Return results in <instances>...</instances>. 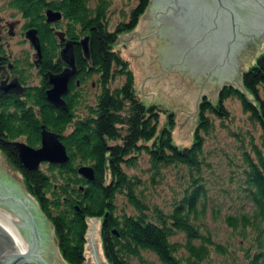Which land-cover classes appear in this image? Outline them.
<instances>
[{
    "label": "trees",
    "instance_id": "obj_1",
    "mask_svg": "<svg viewBox=\"0 0 264 264\" xmlns=\"http://www.w3.org/2000/svg\"><path fill=\"white\" fill-rule=\"evenodd\" d=\"M130 1L132 7L111 29L113 0H18L22 18L38 30L42 75H24L22 95L0 91V155L17 169L51 223L66 264L87 261L92 219H102L109 264H203L212 250L226 264H264V51L240 84L221 86L216 102L201 98L195 140L180 148L172 137L174 113L142 100L128 61L114 48L122 34L137 27L151 2ZM48 7L61 11L58 27L66 29L69 39L89 35V61L75 44L77 76L83 83L98 75L99 93L74 85L64 95V105L47 98L49 78L43 74L59 62V37L46 21ZM117 78L123 80L114 87ZM229 99L239 101L251 128L236 125ZM162 111L168 116L165 123ZM43 127L60 135L69 161L29 169L13 142L39 147ZM221 130L235 140L233 153L224 147L208 149L210 141L220 143ZM213 155H221L219 166L227 174L223 181L232 187L224 191L238 196L224 216L233 236H239L238 249L232 248L235 243L216 241L206 223L209 209L221 212L220 203L211 204L209 193L216 184L205 173L214 171ZM81 165L94 167L93 180L79 173ZM167 172L176 174L178 183L165 208L155 196Z\"/></svg>",
    "mask_w": 264,
    "mask_h": 264
},
{
    "label": "water",
    "instance_id": "obj_2",
    "mask_svg": "<svg viewBox=\"0 0 264 264\" xmlns=\"http://www.w3.org/2000/svg\"><path fill=\"white\" fill-rule=\"evenodd\" d=\"M148 9L160 26L166 17L175 19L174 23L166 21L175 42L168 37L156 40L153 68L184 76L187 88L213 85L211 94L217 96L220 85L241 83L240 53H245L243 48H255L257 36H264V0H151ZM61 19L60 11H46L47 22ZM153 27L144 30H154ZM57 34L62 38L64 36L62 31ZM156 34L159 32L152 33ZM26 38L40 60L42 46L37 28L28 29ZM80 43L85 57L90 58L89 35H85ZM170 58L178 59L182 64L189 61L195 69L204 65L202 68L205 72L203 75H191L169 69L164 60ZM68 79L67 73L51 75L52 86L46 91L50 101L65 104L63 95L68 92ZM17 87H21L17 82L5 86L7 90ZM13 143L22 164L29 169H38L43 163L64 164L69 161L66 145L60 135L45 127L39 147L22 140ZM78 171L89 180L95 177L92 165H81ZM0 202L23 221L18 226L7 213L0 210V264H61L45 256L46 218L36 200L19 183L0 176Z\"/></svg>",
    "mask_w": 264,
    "mask_h": 264
},
{
    "label": "rangeland",
    "instance_id": "obj_3",
    "mask_svg": "<svg viewBox=\"0 0 264 264\" xmlns=\"http://www.w3.org/2000/svg\"><path fill=\"white\" fill-rule=\"evenodd\" d=\"M132 5L133 4L130 0H113V11L110 14L111 29H113L123 18L121 13L128 12ZM19 18H22V16L19 15ZM153 20L154 17L151 10L147 8L146 12L141 16L137 27L131 32L122 34L115 43L114 48L117 49L122 57L128 61L129 67L135 76L137 92L142 100L147 105L156 104L174 113L175 123L172 128L173 142L180 148H184L190 146L195 140V132L199 120V102L201 98L207 96L212 101L216 102L219 98V92L218 96L211 94L213 85L199 89L187 88L184 76L153 68L156 40H162V35H152L153 30H144L152 27ZM155 27L156 26L154 25V28ZM25 40L26 39L22 36L13 37L11 39L13 51L19 53L21 51H29L31 54L32 49L30 47V42ZM243 49L245 53H240V80L242 79L243 73L257 61L258 56L264 51V36H257L255 48ZM121 83L122 78H117L113 82V86H119ZM231 83L239 84V82ZM221 86L222 85H220V88ZM89 91L91 94L94 93L92 88H90ZM227 105L235 115L236 125L243 127V129H246L247 127L251 128L246 120V114L242 112L238 100L229 99ZM167 117V113L162 111L160 115L161 123H165ZM219 136L221 138L220 143L210 141L207 145L208 149L224 147L228 153H233V151H235L233 148L235 140L228 136L224 130L220 131ZM1 155V175L5 179L19 183L24 188V191H26L17 169L6 159V157ZM221 158V155H213L212 161L214 171L209 169L205 172L207 175H210L211 181L216 184L212 186L209 193L210 199L212 200L211 204H221L220 213H216L209 209L206 223L216 241H229L231 244L235 243L232 248L238 249L236 243L240 240L239 236H233L232 230L224 222L225 213L230 210V205L237 203L238 196L235 191H231L230 193H228L227 190L224 191L226 187L231 189L232 187L223 181L227 174L223 168L219 166L218 161L221 160ZM141 165L145 168L147 162L143 160L141 161ZM177 183V175L167 172V179L161 183L159 194L155 196V199H157V201L165 208L168 207L166 201L171 198L172 189L177 186ZM0 210L16 217L5 207H0ZM101 225L102 219H92L90 222L89 242L87 244V261L85 264H109L104 254ZM45 226L47 237L44 249L46 253L57 262L66 264L59 254L53 228L47 219L45 220ZM178 238H181V236H178ZM238 253L240 254V252ZM203 264H226V260L223 255L212 250L209 259H206Z\"/></svg>",
    "mask_w": 264,
    "mask_h": 264
},
{
    "label": "flooded vegetation",
    "instance_id": "obj_4",
    "mask_svg": "<svg viewBox=\"0 0 264 264\" xmlns=\"http://www.w3.org/2000/svg\"><path fill=\"white\" fill-rule=\"evenodd\" d=\"M48 9H52V8L48 7L46 8V11ZM46 11H45V14H46ZM19 15H22V14L20 13V10H19L18 0H0V91L3 93H12V94L22 95L26 88V83H25L26 81L23 79L24 75H42L40 72V68H39L42 62V56L40 60H38L35 54L36 50L31 45V43H30L31 45L30 47L32 49L31 54L29 53V51H21L20 53L13 51L12 46H11L12 44L11 39L16 36H22L23 38L26 39L25 41L30 42L29 39L26 38V31L34 27L30 24H27L24 18H19ZM166 21L175 22V19L173 17H166L164 18V22L161 26L154 19L153 25H155L156 27L155 28L153 27L154 30L152 31V33L155 34L156 32L157 33L159 32L160 35H164L162 37H168L170 40H172L174 37L171 36V33L169 34V30L167 27L168 23H166ZM58 22L59 21L53 22V23L50 22V26L51 28H54V32L56 35H58L57 32L62 31L64 33V36L62 38L58 35L59 41L57 42L58 46L56 49V55H57L56 58L59 59L58 65H56L52 69V71H47V72H44L43 74V75H47V77L49 78L48 88L52 86L50 82L51 75L67 73L69 77L68 91L69 89L72 88V86L75 85L77 88H80L83 90L84 88L91 87L95 94L99 93L100 86L98 82V75L93 76L92 79L87 80V82L85 81L83 83L81 82L80 78H78L77 76L79 75L80 70L78 68V57H77L76 50H75V44L78 43L82 47L80 40L83 37H81L79 41L69 39L66 34V29H62L61 27H58L59 26ZM173 26L175 28L174 24ZM174 39L173 41L175 42ZM82 50H83V47H82ZM42 54H43V47H42ZM200 54L202 53L200 52ZM83 56L86 60L88 61L90 60V58L85 57V55ZM53 62L55 63L56 59ZM164 62L166 63L169 69H178L180 71H185V73L187 74L190 73L191 75H194V74L203 75L205 72L204 71L205 69L202 68L204 65H202L200 69H195L189 61L184 62L182 64L178 59L170 58V60H164ZM34 80L35 82H37L38 78L34 77ZM13 82L19 83L21 87L10 88L9 90H7L5 86ZM19 88L22 90H18ZM94 98H95V95L93 96V99ZM0 176L3 177L1 173H0ZM0 207L2 208L5 207L9 209L7 206L2 204L1 202H0ZM9 210L10 212H12L11 209ZM13 214L15 215V213ZM44 252H45V256L51 261L45 249H44ZM30 264H35V263H30Z\"/></svg>",
    "mask_w": 264,
    "mask_h": 264
},
{
    "label": "bare ground",
    "instance_id": "obj_5",
    "mask_svg": "<svg viewBox=\"0 0 264 264\" xmlns=\"http://www.w3.org/2000/svg\"><path fill=\"white\" fill-rule=\"evenodd\" d=\"M12 219H13V221L18 225V226H20L19 225V223H23V221L21 220V219H19L18 217H14L12 214H10V213H7Z\"/></svg>",
    "mask_w": 264,
    "mask_h": 264
}]
</instances>
